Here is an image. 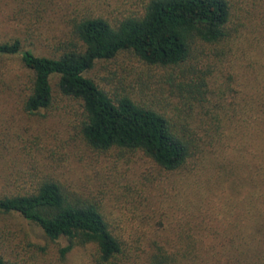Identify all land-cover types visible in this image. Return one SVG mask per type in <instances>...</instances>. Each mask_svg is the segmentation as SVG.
<instances>
[{
  "label": "trees",
  "instance_id": "trees-1",
  "mask_svg": "<svg viewBox=\"0 0 264 264\" xmlns=\"http://www.w3.org/2000/svg\"><path fill=\"white\" fill-rule=\"evenodd\" d=\"M72 31L79 42L53 56L24 49L19 38L0 42V67L18 55L29 71L23 111L52 106L55 78L57 91L78 102L77 128L87 146L141 152L186 177L176 196L188 192L199 201L176 198L175 243L156 229L153 235L141 227L125 232L110 218L101 192L76 189L51 172L32 171L24 183L6 184L0 213L19 214L49 239H65L63 255L91 245V264L264 261V0H138L121 17L74 19ZM123 52L172 70L168 80L178 101L170 113L154 92L150 98L130 87L113 89L87 75L96 62ZM234 58L242 61L243 83L235 79ZM224 63L232 71L214 96L230 91L237 97L218 103L210 100V84ZM0 264L23 263L0 254Z\"/></svg>",
  "mask_w": 264,
  "mask_h": 264
},
{
  "label": "rangeland",
  "instance_id": "rangeland-1",
  "mask_svg": "<svg viewBox=\"0 0 264 264\" xmlns=\"http://www.w3.org/2000/svg\"><path fill=\"white\" fill-rule=\"evenodd\" d=\"M137 1L0 0V42L19 38L24 49L53 56L59 49L79 42L72 31L74 19L88 14L121 17L136 9ZM240 61L234 58L231 61L233 68L224 63L223 71L215 72L214 84H210L211 101L218 100L219 103L231 99L233 93L230 91L223 99L219 98L221 95L214 96L218 91L216 85L226 82L227 69L235 70V79L239 78L243 83ZM170 71L146 65L132 54L123 52L114 59L96 62L87 75L113 89L130 87L150 98L154 92L160 100L165 99L162 102L167 104L170 113L178 101L176 88L168 80ZM28 76L29 71L23 67L18 55L5 58L1 63L0 190L8 183H24L32 171L37 174L51 172L76 189L93 190L94 194L101 192L99 196H102L110 218H116L125 232L141 227L153 235L156 229L163 239L175 243L176 198L186 203L191 199L199 201L188 192L186 196L181 193L176 196V184L186 177L160 168L141 152H103L87 146L77 128L78 102L57 91L55 78L52 79V106L35 114L26 113L21 98ZM215 77L218 78L215 80ZM233 95L237 97V94ZM177 104L181 105L180 102ZM198 117H194L196 125L199 124ZM6 190L15 191V188L7 187ZM219 195L222 200L224 193ZM66 244L63 238L49 239L37 225L19 214L0 213V254L9 261L91 264V245L74 247L63 255L61 249ZM256 261L264 264L263 260Z\"/></svg>",
  "mask_w": 264,
  "mask_h": 264
}]
</instances>
